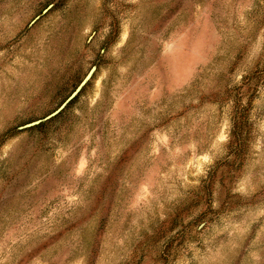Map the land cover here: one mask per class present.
<instances>
[{
	"label": "rangeland",
	"instance_id": "obj_1",
	"mask_svg": "<svg viewBox=\"0 0 264 264\" xmlns=\"http://www.w3.org/2000/svg\"><path fill=\"white\" fill-rule=\"evenodd\" d=\"M0 264H264V0H0Z\"/></svg>",
	"mask_w": 264,
	"mask_h": 264
},
{
	"label": "water",
	"instance_id": "obj_2",
	"mask_svg": "<svg viewBox=\"0 0 264 264\" xmlns=\"http://www.w3.org/2000/svg\"><path fill=\"white\" fill-rule=\"evenodd\" d=\"M93 69L89 71V73L86 75V77L84 78V80L81 82V84L77 87V89L73 92V94L53 113H51L46 119H50L53 116L57 115L66 105L67 103L74 97L77 95V93L81 90V88L86 84V82L90 79L91 75H92ZM41 121H35L32 122L30 124H27L26 127H31L34 125L39 124Z\"/></svg>",
	"mask_w": 264,
	"mask_h": 264
}]
</instances>
